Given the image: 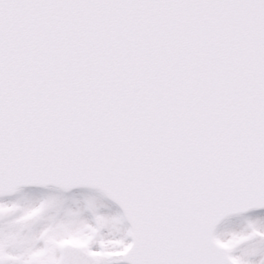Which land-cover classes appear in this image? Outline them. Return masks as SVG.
<instances>
[{"label":"snow or ice","instance_id":"obj_1","mask_svg":"<svg viewBox=\"0 0 264 264\" xmlns=\"http://www.w3.org/2000/svg\"><path fill=\"white\" fill-rule=\"evenodd\" d=\"M0 264H264V0H0Z\"/></svg>","mask_w":264,"mask_h":264}]
</instances>
